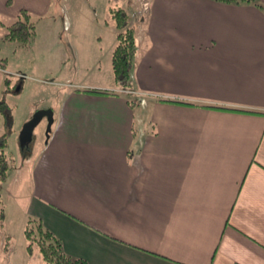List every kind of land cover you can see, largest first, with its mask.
<instances>
[{
	"label": "crops",
	"instance_id": "crops-1",
	"mask_svg": "<svg viewBox=\"0 0 264 264\" xmlns=\"http://www.w3.org/2000/svg\"><path fill=\"white\" fill-rule=\"evenodd\" d=\"M56 2L0 0V17L14 21L25 10L41 26L38 55L50 60L47 67L54 50L55 63L73 51L78 66L97 70L103 54L111 70L113 24L103 19L105 45L81 59L67 15L60 16L61 45ZM132 3V92L113 78L98 80L39 107L51 109L52 123L38 147L22 150L28 167L21 163L17 173L27 172L31 184L25 207L7 205L14 169L0 184V264L43 261L26 251L29 218L86 264H264V9L213 0ZM19 133L11 130L7 151L28 144L20 145ZM16 222L19 245L11 242Z\"/></svg>",
	"mask_w": 264,
	"mask_h": 264
},
{
	"label": "rangeland",
	"instance_id": "rangeland-1",
	"mask_svg": "<svg viewBox=\"0 0 264 264\" xmlns=\"http://www.w3.org/2000/svg\"><path fill=\"white\" fill-rule=\"evenodd\" d=\"M132 2L133 0H127L125 2L124 0H59V4L57 2L53 3V14L59 16L58 22L61 26L59 34L61 45H64L65 43L63 38L66 36L67 32L64 30L66 21H62L60 16L67 15L69 20L71 19L72 21V29L74 31V55H79L81 59H90L92 53H98L99 46L102 43H104V45L106 43L105 33L106 31L108 32L109 28L104 24L103 19L106 18L109 22L108 24L111 23L108 14V7H118V5H120V7L129 13L131 5L133 4ZM139 2L144 9L143 2L141 0H139ZM148 3L149 0H147L146 7L148 6ZM12 22L13 20L0 17V23H3L6 27ZM2 27L3 26L0 25V55L3 58L2 62L7 70L6 75L10 79V85L9 88L4 91V95L1 98L7 102L9 107V114L12 121L9 133L11 130L12 132H15L16 130L17 132H20L23 124L32 118L34 112L40 109L39 107H45L48 105L47 103L49 102H46V100H52L60 95L61 92L75 90L78 88L76 86H83L98 80L111 81L113 78L110 67L108 66L107 70H104V66H102L107 60L106 57H103V54H100V62L97 63L101 70H97L96 67L85 69L78 66L74 62L73 51L68 55L67 60L61 63L59 61V63H55V51L52 50L50 56H48H53L51 62L52 65L47 67L46 65L50 60L42 59V53L40 56L38 55L40 44H44L46 41L41 26H37V28L35 27V32H37V34L36 36L34 35L27 44L5 41L3 39L5 29ZM51 105L56 104L53 103ZM35 106L37 109L33 110ZM3 121L4 119L1 117L0 124H2ZM13 125L15 126L14 128H12ZM45 126H47L46 118H43L41 123L34 128L30 143L21 149L17 142L6 151L14 169V172L11 173L12 175L10 174V185L7 188L9 195L7 194V196H5V198L7 197L6 201L8 207H11L12 209L15 206L16 209L18 208L19 210L20 208H24L27 201L26 199L31 192V184L27 172H17L21 163H23L21 165L24 168L28 167L25 159H28L29 155L24 152L29 150L30 153L31 149L33 150L36 145L38 147L41 133L43 132L42 129ZM22 150L25 151L23 152ZM2 201L3 206H5L6 203H4L3 195ZM11 203L14 204V206H9ZM16 209L14 212L11 211L10 214L14 216ZM13 216L10 215V219ZM16 216L17 215H15V217ZM18 222H21V218H19ZM11 230V242L13 240L14 243L16 242L15 244L19 245L18 240L21 238L23 239V237H17V222L15 228L13 226ZM16 253H18V251ZM40 262V264H45L43 261Z\"/></svg>",
	"mask_w": 264,
	"mask_h": 264
},
{
	"label": "trees",
	"instance_id": "trees-1",
	"mask_svg": "<svg viewBox=\"0 0 264 264\" xmlns=\"http://www.w3.org/2000/svg\"><path fill=\"white\" fill-rule=\"evenodd\" d=\"M225 4L252 3L260 8L264 7L258 0H213ZM111 23L117 30L116 42L110 56V66L115 86L120 90H129L131 87V69L137 51L135 32L129 25V17L126 11L120 7L108 8ZM35 34V26L29 14L25 10L19 12L18 17L6 27L3 39L9 42L27 44ZM4 90L10 85L7 75L4 77ZM91 93H111L107 90H86ZM3 118L4 131L0 133V184L7 181L13 167L7 155V140L11 128V116L9 107L4 99H0V118ZM5 218L4 206L0 195V226ZM26 239V251L31 254L37 251L45 264H86L79 258H73L65 254L61 243L49 230H47L39 219L27 220L24 228ZM7 244L5 243V248Z\"/></svg>",
	"mask_w": 264,
	"mask_h": 264
},
{
	"label": "water",
	"instance_id": "water-1",
	"mask_svg": "<svg viewBox=\"0 0 264 264\" xmlns=\"http://www.w3.org/2000/svg\"><path fill=\"white\" fill-rule=\"evenodd\" d=\"M43 117L47 118L46 130H50V125L52 123L51 109L43 108L36 110L32 118L25 122L20 130L19 143L21 146H24L25 144L30 142L33 129Z\"/></svg>",
	"mask_w": 264,
	"mask_h": 264
},
{
	"label": "built area",
	"instance_id": "built-area-1",
	"mask_svg": "<svg viewBox=\"0 0 264 264\" xmlns=\"http://www.w3.org/2000/svg\"><path fill=\"white\" fill-rule=\"evenodd\" d=\"M143 2L144 9L146 8L147 0H141Z\"/></svg>",
	"mask_w": 264,
	"mask_h": 264
}]
</instances>
